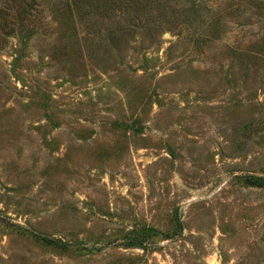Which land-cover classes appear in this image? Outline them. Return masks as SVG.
<instances>
[{
    "label": "rangeland",
    "instance_id": "1",
    "mask_svg": "<svg viewBox=\"0 0 264 264\" xmlns=\"http://www.w3.org/2000/svg\"><path fill=\"white\" fill-rule=\"evenodd\" d=\"M254 178L264 0H0V264H264Z\"/></svg>",
    "mask_w": 264,
    "mask_h": 264
},
{
    "label": "trees",
    "instance_id": "2",
    "mask_svg": "<svg viewBox=\"0 0 264 264\" xmlns=\"http://www.w3.org/2000/svg\"><path fill=\"white\" fill-rule=\"evenodd\" d=\"M263 180L264 179H261V178H254V180L252 182H257L258 184H264V181ZM44 240H46V242L52 243V242H54L55 239H52V238H44Z\"/></svg>",
    "mask_w": 264,
    "mask_h": 264
}]
</instances>
